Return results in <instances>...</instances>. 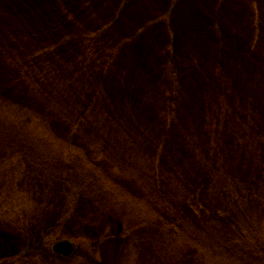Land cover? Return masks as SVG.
Here are the masks:
<instances>
[{
  "label": "rangeland",
  "instance_id": "obj_1",
  "mask_svg": "<svg viewBox=\"0 0 264 264\" xmlns=\"http://www.w3.org/2000/svg\"><path fill=\"white\" fill-rule=\"evenodd\" d=\"M0 264H264V0H0Z\"/></svg>",
  "mask_w": 264,
  "mask_h": 264
},
{
  "label": "water",
  "instance_id": "obj_2",
  "mask_svg": "<svg viewBox=\"0 0 264 264\" xmlns=\"http://www.w3.org/2000/svg\"><path fill=\"white\" fill-rule=\"evenodd\" d=\"M53 250L65 257H69L74 253L75 246L70 241H59L53 246Z\"/></svg>",
  "mask_w": 264,
  "mask_h": 264
}]
</instances>
